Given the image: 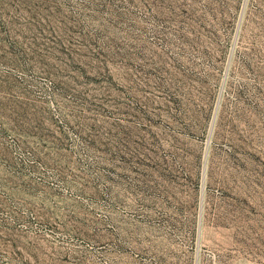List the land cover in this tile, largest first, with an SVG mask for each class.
<instances>
[{
	"label": "rangeland",
	"instance_id": "rangeland-1",
	"mask_svg": "<svg viewBox=\"0 0 264 264\" xmlns=\"http://www.w3.org/2000/svg\"><path fill=\"white\" fill-rule=\"evenodd\" d=\"M0 264H264V0H0Z\"/></svg>",
	"mask_w": 264,
	"mask_h": 264
}]
</instances>
